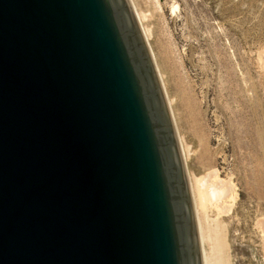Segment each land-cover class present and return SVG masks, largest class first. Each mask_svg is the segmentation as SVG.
I'll return each instance as SVG.
<instances>
[{"label":"water","instance_id":"95a60500","mask_svg":"<svg viewBox=\"0 0 264 264\" xmlns=\"http://www.w3.org/2000/svg\"><path fill=\"white\" fill-rule=\"evenodd\" d=\"M0 264H203L130 0H0Z\"/></svg>","mask_w":264,"mask_h":264},{"label":"rangeland","instance_id":"374dc122","mask_svg":"<svg viewBox=\"0 0 264 264\" xmlns=\"http://www.w3.org/2000/svg\"><path fill=\"white\" fill-rule=\"evenodd\" d=\"M132 1L194 191L209 171L232 186L208 225L224 224L231 264H264V0Z\"/></svg>","mask_w":264,"mask_h":264},{"label":"bare ground","instance_id":"6f19581e","mask_svg":"<svg viewBox=\"0 0 264 264\" xmlns=\"http://www.w3.org/2000/svg\"><path fill=\"white\" fill-rule=\"evenodd\" d=\"M131 4L134 9L135 15L139 22L140 28L142 30L143 36L147 43L148 49L153 59V53L151 51L150 44L148 42L147 32L142 29L141 26V18L139 17L134 3L132 0ZM143 18H146L143 16ZM154 61V59H153ZM155 64V61H154ZM156 67V64H155ZM157 69V68H156ZM158 72V71H157ZM159 74V73H158ZM169 105V103H168ZM170 109V105H169ZM171 112V111H170ZM172 116V115H171ZM178 138V137H177ZM180 151L182 150L181 140L178 139ZM184 149L181 151V155L183 156V164L186 172V177L189 185L190 195L193 202V210L200 240L201 254H202V262L203 264H231L228 257V241L226 239L225 227L224 224L216 220L214 226L208 225L206 210L209 207H216L220 214L229 212V207L227 206L228 198H232L230 192L232 190V186L225 182L222 179H219L214 175L213 171H209L205 176L201 178H197L194 180L195 182V191L193 189L191 176L186 169L185 166V154ZM184 154V155H183ZM199 208V209H198ZM198 210L203 212L204 220L207 226L203 225L201 221ZM209 244L210 248H207L206 245Z\"/></svg>","mask_w":264,"mask_h":264}]
</instances>
